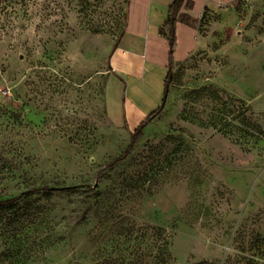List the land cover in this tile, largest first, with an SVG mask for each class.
<instances>
[{
	"label": "rangeland",
	"instance_id": "rangeland-1",
	"mask_svg": "<svg viewBox=\"0 0 264 264\" xmlns=\"http://www.w3.org/2000/svg\"><path fill=\"white\" fill-rule=\"evenodd\" d=\"M127 6L0 0V200L50 188L2 211L0 264H152L166 237L171 264L219 261L264 232V0L204 13L111 166L138 122L111 72Z\"/></svg>",
	"mask_w": 264,
	"mask_h": 264
},
{
	"label": "crops",
	"instance_id": "crops-1",
	"mask_svg": "<svg viewBox=\"0 0 264 264\" xmlns=\"http://www.w3.org/2000/svg\"><path fill=\"white\" fill-rule=\"evenodd\" d=\"M191 1L192 7L185 12L200 22L207 10L215 11L241 0ZM173 2L129 0L125 32L110 57L112 75L124 90L123 104L129 113L137 115V124L162 104L170 44L160 34L159 27L167 18L168 8ZM176 29L178 45L174 58L179 63L188 59L200 45V34L197 26L184 22H178Z\"/></svg>",
	"mask_w": 264,
	"mask_h": 264
},
{
	"label": "trees",
	"instance_id": "trees-1",
	"mask_svg": "<svg viewBox=\"0 0 264 264\" xmlns=\"http://www.w3.org/2000/svg\"><path fill=\"white\" fill-rule=\"evenodd\" d=\"M126 1L128 5L129 0ZM192 4L193 2L191 0H174V2L169 6L167 12L168 16L163 21V24L159 27L160 34L162 36H165L167 38L168 44H170L169 53H168L169 62L167 65V72H166L167 75L164 81V94L161 101L162 104L158 106L156 109L152 110L150 113H148L144 117V119L140 121L139 124H137V126L133 129H130L128 127L127 120L124 118L125 125L129 131V134H131V140L120 155L115 156L109 161L108 163L109 165L111 166L117 165L131 154L135 144L144 135L143 131L145 127L151 124L152 121L155 119V117L162 111L163 103L165 102L166 96L169 91V86L174 80L176 71L180 64V62L176 63V60L174 58V51L178 45L176 25L178 24V22H184L187 24H191L192 26L198 27L197 23L199 21L196 20L195 18H192L188 13L185 12L186 9L192 7ZM126 13H127V9L124 14L125 24L127 19ZM42 189L46 191L50 190V188L48 187H42V188L39 187L32 190L22 191L19 195L0 200V216L2 215V211L7 210L8 208L16 207L21 202V200L28 198L33 194H36V192H40ZM154 231L156 235H160L162 233V228L155 227ZM159 239L161 238L157 236L156 242H158ZM163 240L164 243L157 245L156 254L154 255L152 264H171L174 260L172 252L169 251L168 248L170 246L169 238L166 237ZM263 260H264V232L263 233L259 232L251 237L249 244L245 246V248H243L240 251V254L236 256H230L219 261L201 260L200 262H196L194 264H264ZM2 262H4V260L0 259V263Z\"/></svg>",
	"mask_w": 264,
	"mask_h": 264
},
{
	"label": "water",
	"instance_id": "water-1",
	"mask_svg": "<svg viewBox=\"0 0 264 264\" xmlns=\"http://www.w3.org/2000/svg\"><path fill=\"white\" fill-rule=\"evenodd\" d=\"M165 103H163V107H164Z\"/></svg>",
	"mask_w": 264,
	"mask_h": 264
}]
</instances>
